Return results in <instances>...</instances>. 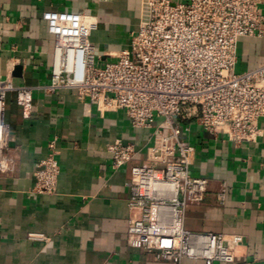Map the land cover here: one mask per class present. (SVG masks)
<instances>
[{
  "label": "crops",
  "instance_id": "1",
  "mask_svg": "<svg viewBox=\"0 0 264 264\" xmlns=\"http://www.w3.org/2000/svg\"><path fill=\"white\" fill-rule=\"evenodd\" d=\"M141 8L142 0H0V78L30 87L33 97L27 115L17 89L6 94V153L13 165L0 172V264H205L188 257L158 260L142 242L163 247L173 241L129 232L131 164L113 168L109 146L116 139L133 143V163L146 162L163 118L134 127L124 110L101 113L73 89L48 88L55 37L45 12L95 17L91 40L103 66L130 46ZM261 8L264 14V2ZM237 57L238 72L263 65L264 33L241 37ZM181 124V138L194 146L191 174L209 179L204 201L186 208V228L243 236L233 263L214 264H264V131L256 141L235 143L194 120ZM53 149L60 165L57 191L37 193L36 170Z\"/></svg>",
  "mask_w": 264,
  "mask_h": 264
},
{
  "label": "built area",
  "instance_id": "2",
  "mask_svg": "<svg viewBox=\"0 0 264 264\" xmlns=\"http://www.w3.org/2000/svg\"><path fill=\"white\" fill-rule=\"evenodd\" d=\"M264 0H142L138 30L115 61L97 64L91 40L95 17L66 10L44 13L55 37L52 82L48 88H70L80 99L96 103L101 113L124 110L134 127L157 128L144 163H133V143L116 139L109 146L115 169L130 166L133 212L129 232L167 238L158 247L144 240L142 249L158 260L183 258L233 263L240 234L197 232L186 228L189 204L206 197L209 179L190 172L194 146L181 138V122L196 121L213 134L222 131L235 143L256 141L264 127V64L238 72L241 37L263 35ZM17 89L18 102L30 114L32 89L0 78V172L12 169L7 155L6 94ZM179 120V121H176ZM190 130L189 126L185 127ZM54 143V141H53ZM60 173L53 149L36 170L37 193H56ZM225 190L220 192L224 198Z\"/></svg>",
  "mask_w": 264,
  "mask_h": 264
}]
</instances>
